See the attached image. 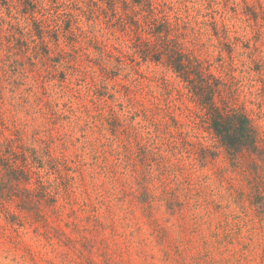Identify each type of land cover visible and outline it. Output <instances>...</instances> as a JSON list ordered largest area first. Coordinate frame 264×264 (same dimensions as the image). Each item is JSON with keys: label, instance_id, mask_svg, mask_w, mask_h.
<instances>
[{"label": "rangeland", "instance_id": "rangeland-1", "mask_svg": "<svg viewBox=\"0 0 264 264\" xmlns=\"http://www.w3.org/2000/svg\"><path fill=\"white\" fill-rule=\"evenodd\" d=\"M152 2L219 104L252 120L260 153L226 152L186 84L152 61L142 15L147 30L106 0V14L91 0H0L17 38L0 40V143L33 171L0 187V264H264V0ZM56 10L82 16L77 35L55 39ZM43 186L51 196L23 203Z\"/></svg>", "mask_w": 264, "mask_h": 264}, {"label": "trees", "instance_id": "trees-1", "mask_svg": "<svg viewBox=\"0 0 264 264\" xmlns=\"http://www.w3.org/2000/svg\"><path fill=\"white\" fill-rule=\"evenodd\" d=\"M6 3V0H1ZM25 6H31L35 3V0H18ZM104 3V0H91L95 11L107 13V9L100 3ZM108 9L114 14V17L123 23V26H127L126 21H130L139 30H147L141 23L142 15L144 21H149L150 31L152 32L156 44H154V57L152 61L156 63H165L172 68L177 76L186 84L189 92L197 98L201 107L204 110V116L206 122L209 124V129L214 132L221 144L226 149V152L236 159L240 154L245 151H249L255 154L260 153V137L253 125L252 120L246 114L235 110L227 103L220 105L217 101V97L220 94L217 86L210 82L211 74L197 65V62L190 58L178 45L174 43L168 35H166L161 29L167 25L166 21H169L166 17H160L157 13V8L153 4L152 0H106ZM36 4V3H35ZM34 6V5H33ZM122 8L123 12L119 10ZM34 8H36L34 6ZM34 11V9H32ZM92 13L93 10H91ZM90 12V13H91ZM90 13L83 11V16L88 21L92 20ZM261 13L264 17V9ZM258 18V15H255ZM256 18V19H257ZM82 16L74 15L72 12L66 13L56 10V14L53 17V21H56L55 28L53 30L55 39L59 41L60 32L64 29L65 33L71 35H77L73 28V21H80ZM181 21V19H177ZM35 29L34 33L31 31L29 35L35 36L31 41L35 43L42 42L43 50L46 54L50 53V49L45 42L46 29L42 21L34 18ZM59 21L64 22L63 25L59 24ZM68 22V26H66ZM259 21H256L258 23ZM6 20L0 18V40L16 38L13 33L14 24L10 25L9 29L3 28ZM148 23V22H147ZM206 23V22H204ZM62 24V23H61ZM215 24L216 35L219 36L222 31L226 39L228 38L229 28L223 24L220 28L217 21L212 22ZM23 34V33H22ZM38 38V39H37ZM17 40V38H16ZM24 43L26 49H30L29 43L23 38H19ZM147 43H151L152 40H145ZM38 44L34 47V50L38 51ZM230 50L232 47L229 48ZM38 54V52H37ZM1 84V76H0ZM4 144L0 143V187L20 188L22 184H27L31 181L33 171L29 165H20L17 158H13V148L10 145L4 147ZM43 191L38 192L32 190H24L25 200L23 203L32 205L35 202H39L41 194L45 196H51L50 193L44 188ZM0 204H4L0 201Z\"/></svg>", "mask_w": 264, "mask_h": 264}]
</instances>
